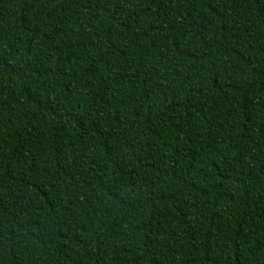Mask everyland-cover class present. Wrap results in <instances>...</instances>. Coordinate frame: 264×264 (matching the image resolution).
<instances>
[{
  "label": "trees",
  "instance_id": "obj_1",
  "mask_svg": "<svg viewBox=\"0 0 264 264\" xmlns=\"http://www.w3.org/2000/svg\"><path fill=\"white\" fill-rule=\"evenodd\" d=\"M0 264H264V0H0Z\"/></svg>",
  "mask_w": 264,
  "mask_h": 264
}]
</instances>
